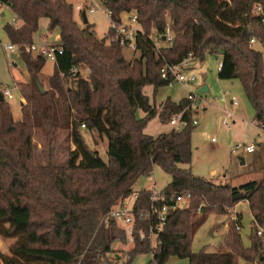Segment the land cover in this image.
Returning a JSON list of instances; mask_svg holds the SVG:
<instances>
[{
    "label": "trees",
    "instance_id": "16d2710c",
    "mask_svg": "<svg viewBox=\"0 0 264 264\" xmlns=\"http://www.w3.org/2000/svg\"><path fill=\"white\" fill-rule=\"evenodd\" d=\"M0 4L20 22L5 28L12 39L23 47L32 45L45 19L49 34L58 31L64 51L45 88L47 60L32 58L22 48L29 82L17 84L25 100L21 119L15 120L5 98L0 102V237L16 240L10 255H0V264H133L143 255H152L148 264H169L173 257L188 264H264V248L255 235V224H264V174L260 183L240 187L217 186L195 176L191 113H186L189 125L180 132L157 138L144 133L156 117L170 124L188 105L186 99H169L159 113L144 89L154 87L156 96L160 88L171 86L161 76L164 62L179 65L189 54L200 62L208 55H222L220 79L241 83L256 111V125L264 130V60L249 46L253 37L264 44V26L252 14L264 0H104L116 19L136 14L148 36L164 35L170 26L173 42L161 47L160 56L147 40L132 61L111 31L102 43L93 25L80 27L74 6L66 0ZM139 111L144 118H138ZM83 127L108 141L107 162L89 147ZM37 134L42 137L41 153ZM61 144L67 153L65 165L55 159ZM154 167L171 177L165 189L169 199L191 194V200L169 216L154 251L139 238L146 226L142 223L134 231L132 248L117 252L116 244H129L127 235L115 220L102 221L135 194L137 181ZM204 202L207 207H201ZM242 202L248 203L253 217L251 248L243 244L238 217L224 241L228 252H193L194 236L206 216L225 215ZM149 205V190L140 191L135 209Z\"/></svg>",
    "mask_w": 264,
    "mask_h": 264
},
{
    "label": "rangeland",
    "instance_id": "374dc122",
    "mask_svg": "<svg viewBox=\"0 0 264 264\" xmlns=\"http://www.w3.org/2000/svg\"><path fill=\"white\" fill-rule=\"evenodd\" d=\"M66 1L74 6L76 21L80 27H84L80 12L76 8L80 5L83 6L85 1ZM97 2L101 4L102 0H97ZM0 10L2 14L0 21V96L2 95L10 104L15 120H20L22 117L21 101L25 103V100L22 98L17 84L28 83L29 77H27V69L21 53L8 54L3 50L4 45L11 43L5 32V28L8 25H18L20 22L7 6L0 4ZM87 19L89 24L95 27L97 38L99 40L105 39L111 30L109 20L99 11H96L93 15H87ZM48 25V20L43 19L41 21L39 31L34 36L33 44L39 46L44 42V44L52 45L59 41L58 31L54 34H49ZM163 45L165 46L166 44ZM254 50L262 53L264 60V47L256 44ZM124 54L128 61H132L135 58L131 53L125 52ZM30 56L36 58L35 55ZM221 61L222 55L217 54L208 55L204 62H193V72L197 80L191 88L194 94L202 97L203 102L199 112L192 114L198 124L193 126L191 168L195 176L203 178L217 186L230 185L231 187H240L249 182L260 183L263 180V173L258 163L253 161V155L245 153L233 155L232 150L239 144L256 145L262 143L264 141V133L254 124L256 121V111L241 83L238 80L220 79L219 66ZM54 69L55 64L47 61L42 73V83L45 88L49 87L47 78L52 76ZM203 87L209 88L207 94H200V90ZM6 90H11V92L15 93V97H5L4 93ZM154 91V87L148 86L144 89V94L150 99L151 105H155L159 113L167 100L170 99L175 103H179L188 96V91L182 85L160 88L156 96L154 95ZM226 92H230L231 95L224 100L222 95ZM232 97L238 99L240 104L238 107H234L231 104ZM228 114H231L232 117L227 118ZM139 116L142 119L145 114L139 111ZM226 118L231 125L230 128L222 124ZM172 130L173 127L169 123L164 124L159 117H156L148 124L144 133L157 138L170 133ZM83 134L89 147L97 151L101 159L107 162L108 141L101 139L97 133L86 131L84 128ZM35 142L39 146V153H41L44 147L42 148V137L40 134L35 136ZM66 155L64 144L59 145L56 148V162L59 165H65ZM240 158H244L246 164H241ZM181 167L188 168L185 165ZM170 182L171 177L169 175L160 168L154 167V174L141 177L135 184L133 191L136 194L142 190H150L154 186H157V189L162 192L168 187ZM131 200H133V196ZM181 206L187 207V203H182ZM207 206L208 204L204 202L203 207ZM206 217L205 223L197 230L194 236L192 244L193 252L198 253L202 250L210 253L228 252L229 249L225 246L224 241L231 227V221H235L238 217H241V230L239 232L243 244L246 248H251L254 225L247 202H242L237 207L227 209V214L225 215L210 214ZM15 244V239L0 237V255H10V250ZM131 248V244L115 245L117 252L129 251ZM151 260V255H143L139 256L133 264H148ZM118 264L124 263L119 261ZM169 264H188V260L173 257ZM239 264L245 263L241 260Z\"/></svg>",
    "mask_w": 264,
    "mask_h": 264
},
{
    "label": "built area",
    "instance_id": "2783aa9c",
    "mask_svg": "<svg viewBox=\"0 0 264 264\" xmlns=\"http://www.w3.org/2000/svg\"><path fill=\"white\" fill-rule=\"evenodd\" d=\"M85 4L83 6H78L76 10L82 14L83 12L86 15H93L96 11H99L104 17H106L111 24V33L113 35V40L119 44L125 52L131 53L135 58H139L141 55V46L145 41L150 40L154 44V49L156 53L160 56V49L163 44L171 45L173 42V35L170 30V26L167 25L166 33L161 36L150 35L143 30L138 21V16L136 14L124 13L119 18H114L112 13L106 9L104 6V0H102V5L97 2V0H84ZM252 14L260 18L264 26V6L261 4L255 5ZM2 19V14L0 10V21ZM250 31L253 32V29L250 28ZM10 44L4 45L3 50L8 54H15L17 52H22L24 48L25 52L30 55H35L36 57L43 58L47 61L57 62L59 55L63 54V48L58 44H44L37 46L35 44L28 45L23 47L18 41L12 39L10 34L5 31ZM162 39V41H160ZM256 44H260L264 47V44L261 40L256 37L251 38L249 46L254 48ZM196 61L193 54H189L179 65H171L167 62H164V65L161 68V76L164 80H167L171 83V86L182 85L187 91L188 96L186 100L188 105L185 107L183 112L173 116L170 121V125L173 127V130L180 132L184 130L189 122L185 120L186 113L196 114L199 112L201 104L203 102L202 97L194 94L192 90L193 84L196 82L197 78L193 72V62ZM222 69V63L219 66V71ZM230 92L224 93L223 99L225 100L228 97ZM5 97L12 98L15 97V93L11 90H6L4 93ZM201 100V103H200ZM231 104L234 107H238L239 101L236 97L231 98ZM228 117H232L231 114H228ZM227 118L222 122V124L228 128L231 127ZM198 124L197 120L192 118V126ZM256 124V122L254 123ZM84 128V127H83ZM264 133V130L261 129ZM214 141V140H213ZM264 144V141H263ZM256 150L255 145L239 144L235 146L232 150L233 155L238 154H252ZM154 174V169L148 176ZM150 192V205L146 209L137 211L135 209L136 201L138 200V193L133 195V200L129 198L118 204L115 208L111 210L108 216L103 219L102 223H106L109 220H115L118 225L124 230L127 235L128 243L134 244V231L136 228L141 229V224L145 223V229L139 231V238L142 241H147L150 245V248L154 251L158 246L159 237L166 226L169 216L179 210L186 207H182V203H187V206L191 200V194H178L172 198H168L165 190L160 192L157 189V186H154L149 190ZM203 207V205L201 206ZM201 208H199V212ZM238 230H241V227H237ZM255 235L258 239L261 240L262 246L264 248V224H255ZM152 256V255H151Z\"/></svg>",
    "mask_w": 264,
    "mask_h": 264
},
{
    "label": "crops",
    "instance_id": "0c3cea01",
    "mask_svg": "<svg viewBox=\"0 0 264 264\" xmlns=\"http://www.w3.org/2000/svg\"><path fill=\"white\" fill-rule=\"evenodd\" d=\"M69 3V2H68ZM71 4V3H70ZM82 16V14H80V17ZM42 21V20H41ZM41 23V22H40ZM49 23V22H48ZM20 24H16V26H19ZM58 42L56 43V44H59L60 43V37H59V34H58ZM194 69V68H193ZM27 77H29V74H28V72H27ZM23 102L21 101V107L23 106ZM138 118L140 119V116H139V113H138ZM259 147H258V146ZM255 147H256V150H255V152L254 153H252V154H248V155H253V157H254V159H253V161L254 162H256V163H258V165H259V167L261 168V172L264 174V144H263V142L262 143H260V144H256L255 145ZM244 159V158H243ZM244 162H245V159H244ZM253 163V162H252ZM244 164H246V163H244Z\"/></svg>",
    "mask_w": 264,
    "mask_h": 264
},
{
    "label": "water",
    "instance_id": "95a60500",
    "mask_svg": "<svg viewBox=\"0 0 264 264\" xmlns=\"http://www.w3.org/2000/svg\"><path fill=\"white\" fill-rule=\"evenodd\" d=\"M81 19L83 21V24L84 25H87L89 22H88V19H87V15L85 12L82 13V16H81ZM102 43H106V39H103L101 40ZM40 89L42 90V92L44 91V89L40 86ZM209 92V88L208 87H203L201 90H200V94L204 95V94H207ZM4 100V97L1 95L0 96V102ZM241 164H244V159L243 158H240L239 159Z\"/></svg>",
    "mask_w": 264,
    "mask_h": 264
}]
</instances>
